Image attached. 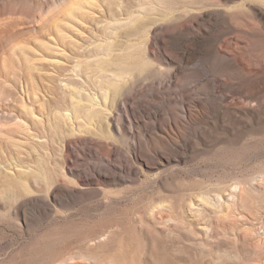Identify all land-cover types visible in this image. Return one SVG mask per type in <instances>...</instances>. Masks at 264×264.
<instances>
[{
  "label": "rangeland",
  "instance_id": "1",
  "mask_svg": "<svg viewBox=\"0 0 264 264\" xmlns=\"http://www.w3.org/2000/svg\"><path fill=\"white\" fill-rule=\"evenodd\" d=\"M158 1L0 0V264H264V0Z\"/></svg>",
  "mask_w": 264,
  "mask_h": 264
},
{
  "label": "bare ground",
  "instance_id": "2",
  "mask_svg": "<svg viewBox=\"0 0 264 264\" xmlns=\"http://www.w3.org/2000/svg\"><path fill=\"white\" fill-rule=\"evenodd\" d=\"M158 1V0H157ZM159 2V1H158ZM195 2V1H194ZM160 4V3H159ZM158 5V4H157ZM165 6V5H164ZM161 7V6H160ZM163 7V6H162ZM152 8H155L156 9V7L154 6V7H152ZM171 8V7H170ZM159 10V9H158ZM160 10H162L164 13H162V12H160V14H162V16L164 17V18H166V17H168V16H170V15H174V13L172 14V12H174L175 11V9H172V11H165L163 8H161ZM188 10V9H187ZM159 13V12H158ZM220 15H222V17H225V15L224 14H216V16L214 17V18H212V17H210L209 19H207V20H205V22H196V26H197V35H199V36H201V35H203L204 34V32L205 33H207V32H210V31H212V30H214V28L215 27H217L218 25H219V19H220ZM161 16V15H160ZM163 17H161V19H164ZM190 17L191 16H189V18H187V19H185V20H182V21H180V23H179V31L177 32V33H175L174 34V36H178V35H181V34H183V33H187V36H185V38H187L188 39V37L189 38H192L193 37V39H196L194 36H193V34H192V32H191V30H190V27H192V26H194V21H193V19L195 18L194 16H193V18H192V20H190ZM187 21H189V24H187ZM241 31V30H240ZM247 32V31H246ZM246 35H250V33H248V34H246ZM242 36L243 38L242 39H240L238 36H236L235 38H234V40H235V43L234 44H236L237 43V45L239 44V43H244V38L246 39V41H245V43H244V45H247V41L248 40H250L249 38H248V36ZM165 36L166 35H162V37H161V39L162 40H164L165 39ZM237 38H239V39H237ZM190 43V42H189ZM223 45L225 46V47H227V48H231V46L224 40L223 42ZM234 51H235V49H233ZM233 52V51H232ZM231 52V53H232ZM230 54V53H229ZM240 60V59H239ZM123 61V60H122ZM242 61V60H241ZM241 64H243V69H245L246 71H247V75L248 76H250V75H252V74H254V76H256L259 72H261V74H262V76H260V78H263L264 77V73L262 72V70L261 69H255V68H251V67H249L248 66V64H244V62H242ZM144 66V65H143ZM134 69H138V68H134ZM139 71V72H138ZM138 71H136V73L137 74H135V76H141V74H142V70L140 71L139 69H138ZM121 74H123V71H120L119 73H118V76L120 75L121 76ZM245 75H246V73H245ZM212 88L214 87V90L215 91H213V90H210L211 92L210 93H212V95H216L217 96V99H220L222 102H226V100H227V98H229V96L224 92V89H225V87H226V81H224V80H221V79H212L211 81H209V82H207ZM215 87L216 88H218L219 89V91H220V93L219 94H217L216 92H217V90L215 89ZM227 104H231V103H229V102H226ZM233 104V103H232ZM231 104V105H232ZM260 245V244H259ZM72 258V257H71ZM84 259V258H83ZM58 264H65V261H60V262H58Z\"/></svg>",
  "mask_w": 264,
  "mask_h": 264
}]
</instances>
